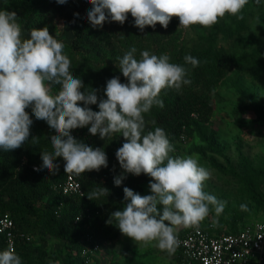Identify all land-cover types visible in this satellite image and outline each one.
Segmentation results:
<instances>
[{
	"label": "clouds",
	"instance_id": "1",
	"mask_svg": "<svg viewBox=\"0 0 264 264\" xmlns=\"http://www.w3.org/2000/svg\"><path fill=\"white\" fill-rule=\"evenodd\" d=\"M56 2L63 5L67 0ZM88 2L92 8L87 19L92 28H102L105 22L123 25L130 13L134 26L143 32L146 26L154 29L157 23L167 29L173 17L179 18V27L184 29L193 25L211 28L226 14L243 19L240 13L248 0ZM16 19L15 11H0V150L18 149L29 140L33 124L26 112L29 107L37 120L45 121L56 133L50 137L54 152H42L43 163L35 171L47 169L55 175L59 166L54 161L59 157L65 162L67 174L99 172L108 166L105 151L78 141L71 131L90 125L89 133L98 134L102 140L113 133H122L126 142L115 155L123 174L114 178V184L120 186L125 174H145L151 178V194L141 196L124 187V200L128 202L122 211L111 213L107 223L112 224L114 219L121 234L135 244L151 245L173 255L179 247L177 233L181 228L199 229L210 210L214 209L219 216L225 207V202L203 190L210 171L194 157L171 156L174 149L162 128L142 135L145 127L142 114L154 105L164 108L159 98L163 89L179 90L190 84L186 79L188 70L170 63L167 54L157 56L147 50L137 60L134 57L137 49L133 46L119 59V69L127 82L121 83L119 77L109 79L104 92L107 99L98 102L96 90L81 91L83 81L70 72L71 61L63 53L64 44L47 27L33 28L30 38L21 39V26ZM184 61L193 68L200 63L191 55H186ZM50 84L61 85L58 94H50ZM78 102L85 106H79ZM97 103L99 111L88 107ZM108 194L109 190L102 187L87 197L93 200ZM158 205L163 206L162 213ZM240 207L247 210L246 205ZM0 264H21V259L9 249L0 252Z\"/></svg>",
	"mask_w": 264,
	"mask_h": 264
},
{
	"label": "trees",
	"instance_id": "2",
	"mask_svg": "<svg viewBox=\"0 0 264 264\" xmlns=\"http://www.w3.org/2000/svg\"><path fill=\"white\" fill-rule=\"evenodd\" d=\"M71 1L76 9L71 38L64 44L63 53L71 61L70 72L83 81L84 88L81 91L87 93L96 90L98 102L99 99H107L104 92L109 79L119 77L121 83L127 82L119 69V59L133 46L137 49L134 53L137 60L141 59L140 53L147 50L157 56L167 54L170 63L179 64L188 70L186 79L191 81L190 84L182 85L179 90L163 89L159 98L163 100L164 108L154 105L148 113L142 114L144 119L151 120L143 135L160 127L165 131L175 152H179L180 140L189 139L201 124L208 125L211 121L213 90L233 66L227 52L216 48L210 37L186 41L184 37L187 29L179 27L178 17L172 18L167 29L157 23L154 29L146 26L141 32L134 26V18L130 13L123 25L105 22L102 28H92L87 19L92 5L88 0ZM250 1L259 5L261 0H248L244 7ZM0 4L2 8L19 12L20 22L26 29L46 27L55 7L61 5L56 0H0ZM223 19L227 23L217 25V31L229 36L232 32L238 35L243 30V19L227 14ZM186 55L198 59L199 65L193 68L191 64H186ZM78 105L85 106L82 102H78ZM88 107L99 111L98 103ZM26 112L33 120L29 140L18 149L8 152L0 150V210L9 212L16 230L29 234L32 241L43 242L41 237L46 234L56 237L67 252L69 264H85V249L93 240L102 244L117 239L118 228L114 219L112 224L107 221L111 213L126 203L123 188L128 187L137 193L141 184L150 177L145 174H125L122 184L116 186L114 178L122 175L123 170L115 153L126 141L120 133L111 134L102 140L98 134L93 136L89 133V125L74 129L71 134L94 149H103L108 158V166L102 167L99 172L93 170L80 175L71 174L81 184L84 195L80 198L62 195L54 187L60 185L68 175L64 172L63 158L58 157L54 161L59 166L55 175L47 169L33 170V167L39 168L42 165V152H54L50 137L56 133L45 121L35 118L31 107ZM200 135L207 148L212 152L216 151L212 141L203 134ZM170 155L173 156L172 152ZM243 162L244 172L237 177L239 183L248 198L264 212V193L258 188L247 161ZM102 187L109 190L108 196L88 199L91 192ZM80 215L82 219L75 222V218ZM209 225L211 223L205 227ZM244 225L245 223L238 226L233 222V231L225 233H237ZM212 231L218 234L223 232L217 226ZM2 251L3 240L0 236V252ZM37 251L24 241L17 246L21 264H45L44 254ZM174 254L176 256L177 252ZM95 260L93 258V263Z\"/></svg>",
	"mask_w": 264,
	"mask_h": 264
},
{
	"label": "rangeland",
	"instance_id": "3",
	"mask_svg": "<svg viewBox=\"0 0 264 264\" xmlns=\"http://www.w3.org/2000/svg\"><path fill=\"white\" fill-rule=\"evenodd\" d=\"M75 9V4L67 0L65 4L55 7L49 17L46 27L50 34L63 44L71 38ZM2 10L15 11L16 22L21 26V39L30 38L32 29H26L20 22V13L2 8L0 4V11ZM240 15L244 17V27L238 35L232 32L227 36L217 31V25L222 24L221 22L227 23L224 19L211 28L193 25L186 31L184 37L186 41L199 37L213 39L216 48H222L227 52L233 66L229 74L213 90V115L210 123L201 124L192 137L180 140L179 152L175 150L172 152L173 157H194L200 166L210 171L211 176L204 182L203 190L214 195L218 201L225 202V207L219 216L215 214L214 209L210 210L209 215L200 223V227L211 223L222 228L223 232L233 231V222L240 226L252 220H264V212L244 193L237 178L242 176L243 160H246L258 188L264 193V0H261L259 5L250 1ZM49 86L52 95L58 94L61 89V85ZM144 121L142 135L151 122L149 119ZM200 133L212 141L216 151L212 152L207 148ZM150 180L151 178L145 180L137 193L141 196L150 195ZM126 203L116 211H122ZM242 204L247 206V210H241ZM157 207L162 213L163 206ZM114 223L116 224L115 220ZM187 229L181 228L178 233ZM41 238L43 242L30 240L28 246L44 254L45 264H69L67 252L56 237L46 234ZM95 258L92 264L176 262L175 254L168 255L166 251L151 245L143 247L135 244L131 238L122 235L119 228L117 239L102 242Z\"/></svg>",
	"mask_w": 264,
	"mask_h": 264
},
{
	"label": "built area",
	"instance_id": "4",
	"mask_svg": "<svg viewBox=\"0 0 264 264\" xmlns=\"http://www.w3.org/2000/svg\"><path fill=\"white\" fill-rule=\"evenodd\" d=\"M36 167H33V170ZM35 171V170H34ZM64 196L83 197L79 181L68 174L64 181L55 186ZM82 219L77 216L75 222ZM214 226L189 228L177 234L179 247L175 264H264V220H252L237 233H216ZM0 236L3 251L12 249L17 255L20 242H30L31 236L16 230L9 212L0 210ZM101 242L93 240L84 253L85 264H92Z\"/></svg>",
	"mask_w": 264,
	"mask_h": 264
}]
</instances>
